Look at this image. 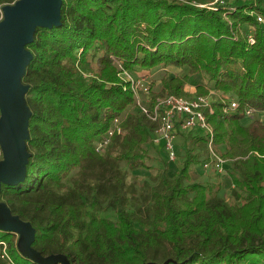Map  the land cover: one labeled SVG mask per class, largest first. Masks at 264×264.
<instances>
[{"label":"trees","instance_id":"trees-1","mask_svg":"<svg viewBox=\"0 0 264 264\" xmlns=\"http://www.w3.org/2000/svg\"><path fill=\"white\" fill-rule=\"evenodd\" d=\"M15 1L0 0V9ZM61 1L60 25L37 27L27 45L24 180L0 191V203L34 228L32 248L70 264H264V29L255 17L264 0ZM162 67L153 99L188 97L192 84L196 95L214 91L208 122L225 171L231 167V202L221 185L192 181L190 167L209 157L188 147L171 162L173 174L166 165L155 184L128 194L133 185L119 165L151 170L147 145L165 155L124 76ZM116 119L124 133L101 154L95 145ZM187 139L208 143L201 130L180 131L177 158ZM18 241L0 231V264H35ZM2 242L12 262L2 258Z\"/></svg>","mask_w":264,"mask_h":264},{"label":"water","instance_id":"water-1","mask_svg":"<svg viewBox=\"0 0 264 264\" xmlns=\"http://www.w3.org/2000/svg\"><path fill=\"white\" fill-rule=\"evenodd\" d=\"M61 0H17L2 8L0 20V191L2 185H17L24 180L29 153L26 142L31 111L25 103L29 86L21 79L32 61L27 45L34 39L37 27L50 28L61 23ZM1 194V193H0ZM0 231L19 237L18 251L35 264H70L67 256H42L32 248L35 230L30 223L11 214L0 203Z\"/></svg>","mask_w":264,"mask_h":264},{"label":"built area","instance_id":"built-area-1","mask_svg":"<svg viewBox=\"0 0 264 264\" xmlns=\"http://www.w3.org/2000/svg\"><path fill=\"white\" fill-rule=\"evenodd\" d=\"M224 3L226 1L233 0H215ZM250 1V0H243ZM257 21L261 23L264 29V15H255ZM3 19V11L0 9V20ZM249 41L254 43V38L249 35ZM125 75L129 76L128 73ZM130 82V81H129ZM132 83V84H131ZM130 86L134 93L136 105L143 115L148 120L154 123L155 130L153 133V143L158 145L169 162H175L177 158V143L176 140L179 137V132H191L195 129L201 130L207 136V148H208V160L203 163V169L209 171H215L221 175L226 173L225 164L227 159L221 157L214 147V130L208 122V113L213 112L211 103V95L214 91L211 90L207 95H195L192 98L185 97L179 94H167L162 98L153 99L152 88L147 83L140 81L132 82ZM143 95L144 98L141 96ZM237 107V101H231L228 109L235 110ZM224 110H227L225 108ZM247 116L252 117L255 111L247 110ZM264 119V118H262ZM124 130L120 126L119 120L116 119L111 129L108 130L107 135L102 141L96 143V151L104 153L105 149L110 141V138L114 134H123ZM3 245L2 258L12 262L8 252H6V244Z\"/></svg>","mask_w":264,"mask_h":264},{"label":"rangeland","instance_id":"rangeland-1","mask_svg":"<svg viewBox=\"0 0 264 264\" xmlns=\"http://www.w3.org/2000/svg\"><path fill=\"white\" fill-rule=\"evenodd\" d=\"M216 3V2H215ZM212 3H208V5H211ZM214 4V3H213ZM169 76H173V73L171 70H169ZM139 74H131L129 76L125 75L124 79H128V81L131 80L132 82H143V83H147L149 84V86L152 87V93L157 94L158 93V84L160 82V80L162 79V76L165 75L167 73V70L165 68H156V69H152V70H147V72H142L140 70H138ZM193 83V82H191ZM132 84V83H131ZM195 87L193 84L191 85V87ZM194 91H192V94L189 95L188 98H192L193 96H195V91L196 88H193ZM143 98L144 96L141 95ZM211 98V103H213L214 98ZM247 123V122H245ZM192 135H197L196 132H194ZM178 142V141H177ZM179 145H178V161L180 163V161L183 160V156H184V152L187 147L189 149H192V151L194 153L199 154V157H201V160H203L204 158H206L208 156V148L206 145H204L203 143L200 142H193L190 139H187V142H183L179 140ZM147 148L149 150V155H151L150 160H148V165L150 166L151 170H138L136 172H130L129 169H127V167L125 166V163L122 162L119 165L120 168V174L123 175L125 177L126 182L129 185H133L132 188H130V191L133 192H129V195L132 194H138L142 188V183L144 182H148L149 184H155V182L157 181V175H158V171L161 169H164L165 166L167 165L168 171L169 173L173 174V172L176 170L177 165L176 163H171L168 162V160H166L167 158H165V156H163L162 152L160 149H157V146H149L147 145ZM4 161V152L0 149V162ZM203 164V163H202ZM229 169L228 172L224 173L223 175H219L216 174L215 172H213L212 170L209 171H204L205 169H203V166H201V164H194V166H191L189 169L190 175H192L191 179L192 181L194 179H197L195 181H199V182H203V183H214L219 184L222 186V190L220 192V195L223 196L224 198H226L227 200H230V202L232 201V197L234 196V191L236 190V186L233 184V181L231 179V175H230V170L231 167L228 166ZM195 173L199 174L198 177L195 176ZM196 177V178H195ZM193 181V182H195Z\"/></svg>","mask_w":264,"mask_h":264},{"label":"crops","instance_id":"crops-1","mask_svg":"<svg viewBox=\"0 0 264 264\" xmlns=\"http://www.w3.org/2000/svg\"><path fill=\"white\" fill-rule=\"evenodd\" d=\"M193 88H195V87H193V86L191 87V85H187L186 91L189 92L190 94H192V91H194ZM204 171H207V170H204ZM195 176L198 177L199 174L195 173ZM191 177H192V175H191ZM195 180H197V179H194L193 181H195Z\"/></svg>","mask_w":264,"mask_h":264}]
</instances>
